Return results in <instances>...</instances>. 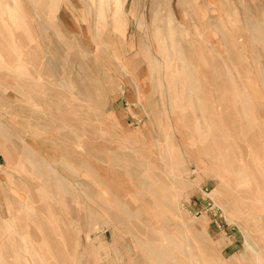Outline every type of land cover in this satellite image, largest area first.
<instances>
[{"label":"rangeland","instance_id":"obj_1","mask_svg":"<svg viewBox=\"0 0 264 264\" xmlns=\"http://www.w3.org/2000/svg\"><path fill=\"white\" fill-rule=\"evenodd\" d=\"M0 225V264H264V0H0Z\"/></svg>","mask_w":264,"mask_h":264},{"label":"bare ground","instance_id":"obj_2","mask_svg":"<svg viewBox=\"0 0 264 264\" xmlns=\"http://www.w3.org/2000/svg\"><path fill=\"white\" fill-rule=\"evenodd\" d=\"M169 13V12H168ZM228 13V12H227ZM168 16V15H167ZM170 17V16H169ZM190 17V16H189ZM159 19V18H158ZM165 22V21H164ZM163 22V23H164ZM160 23V22H159ZM165 24V23H164ZM163 26V25H162ZM172 26V25H171ZM164 27V26H163ZM169 30V29H168ZM227 52V51H226ZM227 54V53H226ZM231 79V78H230ZM227 81V80H226ZM246 81H248V80H246ZM263 81V80H262ZM229 82H230V80H229ZM234 85V84H233ZM218 86V85H217ZM235 86V85H234ZM221 88V87H220ZM233 98V97H232ZM240 100V102H241V99H239ZM239 102V103H240ZM227 103V102H226ZM238 103V102H237ZM237 103H236V106H237ZM235 106V105H234ZM239 106V105H238ZM241 106H243V105H241ZM246 109V108H245ZM247 110V109H246ZM249 111V110H248ZM249 113V112H248ZM246 115L248 116V114L246 113ZM246 116V117H247ZM232 120V119H231ZM245 121V120H244ZM251 122V121H250ZM248 126V125H247ZM248 128V127H247ZM242 130H243V128H242ZM242 135V134H241ZM244 136H245V134H244ZM259 140V139H258ZM219 154V153H218ZM221 156V155H220ZM228 156V155H227ZM216 157V156H215ZM255 159V158H254ZM232 160V159H231ZM225 161V160H224ZM229 163V162H228ZM252 163V162H251ZM230 166V165H229ZM250 166V165H249ZM257 166V165H256ZM238 170V169H237ZM232 172V171H231ZM258 173V172H257ZM234 174V173H233ZM243 177V176H242ZM241 179V178H240ZM248 180V179H247ZM240 181V180H239ZM241 181H243V180H241ZM240 181V182H241ZM259 189H260V187H259ZM255 193V192H254ZM45 210V209H44ZM47 211V210H46ZM35 218V217H34ZM35 221H37V220H35ZM18 227H20V226H18ZM6 228H4V230H5ZM21 229V228H20ZM38 229V228H37ZM3 230V228H2V226L0 225V238H3L4 237V231H2ZM5 231H7V230H5ZM41 232V231H40ZM7 233V232H6ZM11 234V233H10ZM41 234H42V232H41ZM7 235V234H6ZM12 235V234H11ZM24 235V234H23ZM47 235V234H46ZM21 236V235H20ZM11 240V239H10ZM8 241V240H7ZM10 242V241H9ZM58 245V244H57ZM48 262V261H47ZM51 263V262H50Z\"/></svg>","mask_w":264,"mask_h":264},{"label":"crops","instance_id":"obj_3","mask_svg":"<svg viewBox=\"0 0 264 264\" xmlns=\"http://www.w3.org/2000/svg\"><path fill=\"white\" fill-rule=\"evenodd\" d=\"M128 1H131V2H145L146 0H128Z\"/></svg>","mask_w":264,"mask_h":264}]
</instances>
